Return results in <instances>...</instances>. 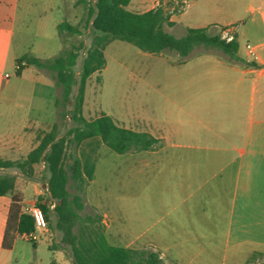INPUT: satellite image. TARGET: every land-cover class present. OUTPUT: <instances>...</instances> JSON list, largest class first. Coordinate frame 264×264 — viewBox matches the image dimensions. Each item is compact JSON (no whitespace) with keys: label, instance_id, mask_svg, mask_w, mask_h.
Segmentation results:
<instances>
[{"label":"crops","instance_id":"crops-1","mask_svg":"<svg viewBox=\"0 0 264 264\" xmlns=\"http://www.w3.org/2000/svg\"><path fill=\"white\" fill-rule=\"evenodd\" d=\"M88 1L71 2L73 8L80 4V10L85 12L81 17L74 15L77 33L66 29L69 38L79 43V54L83 45L85 50L88 48ZM149 1L154 3L151 8L136 13L158 6L173 10L161 0H131L129 6L143 7ZM213 1L194 0L199 6L197 23L188 28L210 29L224 13V27L234 29L238 42L234 24L241 22L246 43L258 47L259 59H249L246 50L244 54L238 51L237 60L212 48L200 50L201 46L184 62L179 54L177 63L170 62L175 76L163 79L166 97L162 108L154 112L148 128L138 131L160 139L161 146L130 152L123 159L128 166L129 186L122 194L124 203L119 205L114 189H103L97 195L91 192L100 165L107 176L116 177L121 160L117 155H125L101 143L85 199L101 214L104 234L113 246L150 249L167 264H264V0H229L224 12ZM176 2L185 6L181 15H186L190 1ZM206 5L207 11L202 10ZM56 7L57 0H0V60L3 54L18 52L24 46L28 11L39 13V20H43L47 11ZM175 16H171L174 23ZM55 28L60 31V25ZM62 50L64 42L51 53L39 48L31 55L21 50L13 57L17 61L26 56L48 61ZM80 58L81 55L77 65ZM20 72L21 79L26 77L33 83L31 98L22 99L17 94L11 100L29 109L19 128H8L0 139V158L15 163L22 162L38 146L43 132L58 122V86L54 77L31 65H25ZM82 114L88 121L103 114L109 116L91 100L87 85ZM59 127L62 137L63 127ZM0 174L17 177L18 190L24 196L22 211L37 204L46 191L48 195L44 162L35 166L31 178L17 168L0 169ZM43 179L46 183L42 185ZM10 204L9 196H0V256L1 251H14L22 239L18 237L11 249L4 248ZM24 264L33 263L28 259ZM51 264H72V259H67L62 250Z\"/></svg>","mask_w":264,"mask_h":264},{"label":"trees","instance_id":"trees-1","mask_svg":"<svg viewBox=\"0 0 264 264\" xmlns=\"http://www.w3.org/2000/svg\"><path fill=\"white\" fill-rule=\"evenodd\" d=\"M130 2L95 0L93 4L87 3V25L92 33V42L86 49L79 81L76 65L80 54L76 49L80 46L73 50L64 49L48 61L29 56L17 61L18 64L25 61V65L50 71L56 85L62 87V98L57 99L58 122L49 131L43 132L38 146L22 162L0 158V169L17 168L31 178L35 166L45 163L48 200L54 208L48 203H41V199L37 205L43 209L48 224H52V216H55V228L62 235L63 244L70 248L73 264H167L153 250H133L111 245L104 234L102 216L82 215L86 208L83 202L85 189L94 177L101 143L118 154L147 151L161 146L160 139L147 132L120 127L106 114L93 121L83 117L87 81L90 76L105 69L106 48L113 41L121 40L144 53L161 55L166 51H175L180 54V61L184 62L197 47L204 46L221 49L239 60L237 40L227 42L221 35L210 34L207 28H188L185 36L177 38L165 30L166 25L172 27L174 22L162 6L136 13L128 10ZM67 29L77 33L71 25H67ZM17 73L20 74V70ZM76 85L78 92L73 109L70 110ZM68 117H71L74 125L64 136L59 137V120L64 122ZM72 147L75 153L73 156L69 154ZM69 158L72 161L70 164ZM71 180L74 194L70 192ZM0 196L11 198L3 243L5 249H11L21 234L35 230V221L31 214L22 211L24 196L18 190L15 175L0 174Z\"/></svg>","mask_w":264,"mask_h":264},{"label":"rangeland","instance_id":"rangeland-1","mask_svg":"<svg viewBox=\"0 0 264 264\" xmlns=\"http://www.w3.org/2000/svg\"><path fill=\"white\" fill-rule=\"evenodd\" d=\"M72 1L76 0H57V7L53 11H47L44 19L39 20V13H35L33 10L26 11V21L24 26V46L19 47L18 52H11L3 54L0 60V139L5 136V132L8 128L17 130L20 123L26 119L28 106L23 102L22 107L17 106L15 102L11 100L12 96L20 94L22 99L30 100L33 83L28 78L21 79V75L17 73V60L13 57L21 50L27 51L28 55L34 51H39V48H43L48 53L55 51L56 47H60L64 42L65 50H73V46L78 47L79 43L70 39L68 32L66 31L67 25L74 26V15L78 17L84 14V10H80V4L73 8ZM136 2L138 0H135ZM189 6H187L186 15H181L184 11L183 4H176V0H161L166 2L167 6L171 8V12L166 11L168 14L176 15L174 26H165V30L174 35L177 38H181L186 35L188 27L196 25V11L199 8L194 0H189ZM239 3L240 0H237ZM95 0H89L88 4H93ZM135 2V3H136ZM215 6L222 9L224 12L225 6H227L229 0H214ZM149 1L148 4L140 7L133 5L128 6V10L141 12L151 8L154 3ZM83 5V4H82ZM211 4L209 7H212ZM202 10L208 9V5L201 8ZM84 16V15H83ZM221 19V20H220ZM227 19L224 13L218 16L216 25H213L208 29L212 35H221L224 24ZM61 25L60 31L55 28V25ZM46 27L43 29V26ZM234 28L238 31V43L239 53L244 54L246 38L242 32L245 27L241 22L234 24ZM61 34V35H60ZM92 33L89 32L87 36V47L91 45ZM252 44V43H251ZM200 50L205 49L204 46L200 47ZM216 51H222L218 48H212ZM58 53V52H57ZM86 50L82 49L79 59V65H77V81L80 76V65L85 57ZM60 54V53H59ZM58 54V55H59ZM225 54V53H222ZM106 67L101 72L93 74L87 81V90L91 100L94 99L95 104L105 110L109 116L115 121V124L131 129L134 131H144L148 128L152 121V115L154 112L160 111L165 101V85L166 81L163 79L169 76H175V69L170 66V62L177 63L179 59V53L175 51H166L163 55H151L144 53L134 45L121 40H115L107 48L105 52ZM225 56V55H223ZM57 57V56H56ZM21 64V63H20ZM43 71L52 75L48 70ZM21 73V72H20ZM6 75L10 76V79H6ZM55 80V79H54ZM78 92V85L74 87L72 94V104L69 109H73V103L75 95ZM58 98H62V87H58ZM61 111V108H59ZM99 111V110H98ZM160 113V112H159ZM63 129L61 134H66L69 129L74 125L71 117L62 122L59 120ZM72 156L74 154V147L70 149ZM113 153V151L110 150ZM115 154V153H113ZM121 156V160L118 163L120 172L116 177L107 176L103 171L102 165L99 167L98 177L95 185L92 187V195H97L103 189L113 190L118 192V204H123L125 194L129 186V176L127 170V162L123 161L128 156V153ZM71 158L68 159L70 164ZM48 176V174H47ZM41 179V178H40ZM40 181V180H39ZM48 181V179H47ZM42 185L45 184V180H41ZM87 188V187H86ZM70 192L75 193L74 184L70 182ZM47 191L45 195H42L41 203L52 204L47 199ZM38 199V200H39ZM109 198L108 201L112 200ZM83 202L86 204L85 196ZM52 209L54 208L51 207ZM99 211L95 210V207L86 204V208L82 215L98 214ZM101 216V214H99ZM55 216H52V224H49L48 231L42 237L40 243L34 246L31 242L19 239L14 251H1L0 261H5L6 264H24L28 259H31L33 264H51L52 260L58 257L62 250L66 258L72 259V253L70 248L63 244L62 235L55 228ZM46 237V238H45ZM106 237V236H105ZM107 240V238H106ZM108 241V240H107ZM119 246V245H115ZM123 247V246H121ZM2 257V258H1ZM73 264V260H72Z\"/></svg>","mask_w":264,"mask_h":264},{"label":"built area","instance_id":"built-area-1","mask_svg":"<svg viewBox=\"0 0 264 264\" xmlns=\"http://www.w3.org/2000/svg\"><path fill=\"white\" fill-rule=\"evenodd\" d=\"M221 38L227 42H232L236 40L234 29L231 27L225 28L221 32ZM246 54L249 59L256 61L259 59L258 47L251 43H246L245 45ZM26 62L18 64L17 70H21L24 67ZM8 77V75H7ZM23 213L31 214L35 221V230L23 233L20 237L24 240H27L32 243H40L45 232L49 229V224L46 219L43 209L37 204L27 206L23 209Z\"/></svg>","mask_w":264,"mask_h":264}]
</instances>
